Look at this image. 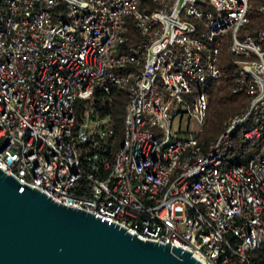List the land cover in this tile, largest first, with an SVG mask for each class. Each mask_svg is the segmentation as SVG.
<instances>
[{"label":"built area","instance_id":"2783aa9c","mask_svg":"<svg viewBox=\"0 0 264 264\" xmlns=\"http://www.w3.org/2000/svg\"><path fill=\"white\" fill-rule=\"evenodd\" d=\"M247 9L248 0H0V170L203 264H264V0L256 37L238 36ZM224 42L236 58L233 93L249 103L202 146ZM111 87L128 97L115 150L109 116L90 106Z\"/></svg>","mask_w":264,"mask_h":264},{"label":"water","instance_id":"95a60500","mask_svg":"<svg viewBox=\"0 0 264 264\" xmlns=\"http://www.w3.org/2000/svg\"><path fill=\"white\" fill-rule=\"evenodd\" d=\"M0 264H203L170 243L54 202L0 170Z\"/></svg>","mask_w":264,"mask_h":264},{"label":"trees","instance_id":"16d2710c","mask_svg":"<svg viewBox=\"0 0 264 264\" xmlns=\"http://www.w3.org/2000/svg\"><path fill=\"white\" fill-rule=\"evenodd\" d=\"M260 0H248L247 23L241 27L238 32L239 37H256L258 34L262 19L258 13ZM127 44L138 40V33L131 19L126 22ZM236 60L228 53V43L224 42L220 48L218 56V67L220 77L212 80L208 88V104L205 111V119L201 134L198 135V143L207 146L215 141L222 133L225 123L229 118L241 114L249 103V98L244 93H233L236 68L233 62ZM128 103L126 93L119 88L111 87L108 93H96L90 106L94 108L101 116H109V125L114 130L113 136L109 139L110 149H117L122 142L124 131L123 121L125 107ZM248 126H243L245 130ZM242 134V133H241ZM241 134L236 135L233 141V147L228 154L229 165H237L239 157L244 152L241 140Z\"/></svg>","mask_w":264,"mask_h":264},{"label":"rangeland","instance_id":"374dc122","mask_svg":"<svg viewBox=\"0 0 264 264\" xmlns=\"http://www.w3.org/2000/svg\"><path fill=\"white\" fill-rule=\"evenodd\" d=\"M189 129H190V132H193L195 129H196V126L194 125V123L193 122H190V124H189ZM153 131V130H152ZM243 132V129H241L240 131H239V134H241ZM184 136H186V137H188V134H185ZM230 159V157H228L227 158V160H229ZM179 213L177 212V215H178Z\"/></svg>","mask_w":264,"mask_h":264}]
</instances>
